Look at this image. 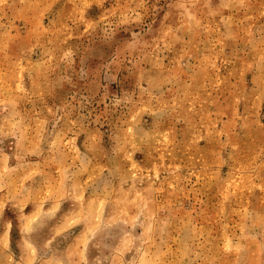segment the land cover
<instances>
[{"label":"rangeland","instance_id":"rangeland-1","mask_svg":"<svg viewBox=\"0 0 264 264\" xmlns=\"http://www.w3.org/2000/svg\"><path fill=\"white\" fill-rule=\"evenodd\" d=\"M0 264H264V0H0Z\"/></svg>","mask_w":264,"mask_h":264}]
</instances>
